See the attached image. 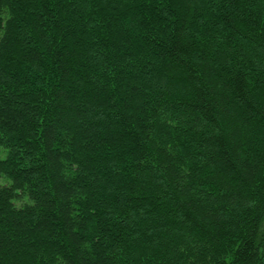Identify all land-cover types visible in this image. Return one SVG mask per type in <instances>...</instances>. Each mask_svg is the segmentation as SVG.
Instances as JSON below:
<instances>
[{
    "label": "trees",
    "instance_id": "16d2710c",
    "mask_svg": "<svg viewBox=\"0 0 264 264\" xmlns=\"http://www.w3.org/2000/svg\"><path fill=\"white\" fill-rule=\"evenodd\" d=\"M0 264H264V0H0Z\"/></svg>",
    "mask_w": 264,
    "mask_h": 264
}]
</instances>
